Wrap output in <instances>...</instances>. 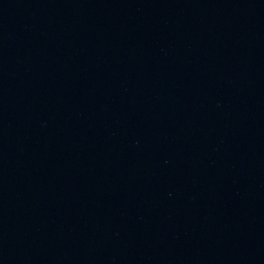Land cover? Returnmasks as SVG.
Instances as JSON below:
<instances>
[{"label": "water", "instance_id": "water-1", "mask_svg": "<svg viewBox=\"0 0 264 264\" xmlns=\"http://www.w3.org/2000/svg\"><path fill=\"white\" fill-rule=\"evenodd\" d=\"M16 0H0V115L10 58Z\"/></svg>", "mask_w": 264, "mask_h": 264}]
</instances>
